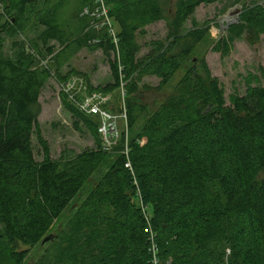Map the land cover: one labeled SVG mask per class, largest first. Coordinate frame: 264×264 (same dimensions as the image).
Wrapping results in <instances>:
<instances>
[{
  "label": "trees",
  "instance_id": "1",
  "mask_svg": "<svg viewBox=\"0 0 264 264\" xmlns=\"http://www.w3.org/2000/svg\"><path fill=\"white\" fill-rule=\"evenodd\" d=\"M4 1L11 20L0 24V264H27L39 246L28 264H155L153 244L158 264H264V86L248 80L246 94L231 95L228 105L206 60L194 55L210 29L197 22L196 9L243 0H106L117 46L106 25L96 28L102 19L85 14L97 0ZM163 20L168 41H152L139 57L145 28ZM27 28L37 30L28 47L18 40ZM3 34L12 40L8 52ZM263 34L264 2L252 0L212 50L226 57L237 40ZM83 49L102 51L114 80L106 88L87 83V92H126L128 131L113 157L102 149L99 117L61 92L98 144L53 159L40 97L50 65L63 68ZM183 69L149 113L145 96L161 94ZM74 75L84 78L72 72L60 85ZM147 77L160 84L141 86ZM109 103L106 109L122 112ZM88 182L92 190L75 202Z\"/></svg>",
  "mask_w": 264,
  "mask_h": 264
},
{
  "label": "rangeland",
  "instance_id": "2",
  "mask_svg": "<svg viewBox=\"0 0 264 264\" xmlns=\"http://www.w3.org/2000/svg\"><path fill=\"white\" fill-rule=\"evenodd\" d=\"M252 0H243L242 3L233 4V2H221L209 5H201L196 9L195 19L201 26L209 27L208 37L199 45L195 51V57L205 59L214 77L222 84L225 90V97L227 104L230 105V96L239 94L244 96L247 92V81L255 78L264 86V34L258 38H250L247 35L237 40L233 46L230 54L226 57L220 53L213 52L214 43L222 38L226 33L228 22L236 24V16L241 20L246 3ZM264 2V0H257ZM174 8V7H173ZM240 11V14H238ZM11 20L10 13L6 8L4 0H0V24H5ZM239 23V22H238ZM147 26L145 30L147 35L139 38V44L142 50L139 57H145L149 54L151 48L146 45L155 40L168 41L167 21L163 20L158 23ZM192 24L189 22L187 28H191ZM37 30L33 28L25 29L24 35H19L18 40L30 46L29 42H35ZM5 40L4 51L8 52L11 48V38L6 34L2 35ZM57 48L59 47L56 44ZM108 59L103 55L102 51L91 52L88 49H83L78 53L67 65L63 68H57L50 65L52 78L47 83L42 91L40 97L41 114L39 116V123L44 139L48 142L51 149L53 159H58L64 150H72L76 153H81L86 149L97 148V138L95 135L80 122L74 114L66 109L61 101V85L58 79L63 76H68L72 72H78L86 79L84 80L91 88L103 87L106 88L109 84H114L111 75V70ZM42 65L49 66L47 61L41 60ZM186 69L178 72L171 85L164 89L161 94H149L145 96V103L148 104L149 113L155 111L162 102L164 95L169 94L174 85L180 80ZM77 76V75H74ZM256 76V77H255ZM143 84L150 86H158L160 79L157 77H147ZM256 86V84H254ZM124 91H114L108 95L110 101L109 105L117 110V108L124 107ZM119 114V113H117ZM78 124V127H76ZM122 127V125H120ZM123 129V127H122ZM141 142H146L143 138ZM34 155L37 161H43L42 148L36 136L33 137ZM115 150H112L113 157H115ZM93 188V182H88L82 193L75 202H81L89 194ZM60 224V223H59ZM59 224L55 227L53 234L58 230ZM43 248L36 247L32 249L26 263L35 261L41 254Z\"/></svg>",
  "mask_w": 264,
  "mask_h": 264
},
{
  "label": "built area",
  "instance_id": "3",
  "mask_svg": "<svg viewBox=\"0 0 264 264\" xmlns=\"http://www.w3.org/2000/svg\"><path fill=\"white\" fill-rule=\"evenodd\" d=\"M97 2L99 5L97 9L93 11L86 9L85 14L93 18L102 19V23L97 25L96 28L106 25L114 43L117 46L119 43L118 37L116 30L113 27L112 20L108 16V9L105 5L106 0H97ZM61 89L62 93L67 94L69 101L78 107L83 113L99 117V133L102 137V149L106 152L114 150L121 138V134L123 132L122 127L126 129V132L128 131V116L125 105L122 112L119 114L106 109L104 106L110 101L108 95L98 92L88 93L84 78L80 76H74L66 83H63L61 85ZM80 95L83 96L82 99H79ZM120 125H122V127ZM141 143L144 144V142ZM125 154L128 155V148H126ZM154 237L155 235L152 233V238L154 239ZM152 247L154 263L158 264L159 260H157V248L154 244Z\"/></svg>",
  "mask_w": 264,
  "mask_h": 264
},
{
  "label": "water",
  "instance_id": "4",
  "mask_svg": "<svg viewBox=\"0 0 264 264\" xmlns=\"http://www.w3.org/2000/svg\"><path fill=\"white\" fill-rule=\"evenodd\" d=\"M238 14H240V11H238ZM239 22V17L238 16H236V23H238ZM235 24V23H234ZM231 25V22L229 21L228 22V26H230ZM53 235H50V236H48L47 238H45L44 239V241H43V244H46V243H48V242H50V241H52L53 240Z\"/></svg>",
  "mask_w": 264,
  "mask_h": 264
},
{
  "label": "crops",
  "instance_id": "5",
  "mask_svg": "<svg viewBox=\"0 0 264 264\" xmlns=\"http://www.w3.org/2000/svg\"><path fill=\"white\" fill-rule=\"evenodd\" d=\"M151 26H152V25H151ZM149 27H150V26H149ZM149 27H148V28H149Z\"/></svg>",
  "mask_w": 264,
  "mask_h": 264
}]
</instances>
